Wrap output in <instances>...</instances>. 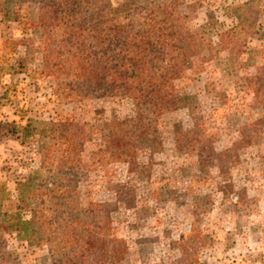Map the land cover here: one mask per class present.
<instances>
[{
    "label": "rangeland",
    "instance_id": "1",
    "mask_svg": "<svg viewBox=\"0 0 264 264\" xmlns=\"http://www.w3.org/2000/svg\"><path fill=\"white\" fill-rule=\"evenodd\" d=\"M100 1L132 11L131 0ZM197 1L177 9L173 33L198 31L215 58L176 82L195 103L158 120L144 108L148 132L139 136L138 126L129 134L113 125L136 116L135 102L88 96L74 74L48 64L56 42L44 45L42 0H0V264H79L82 254V264H264V108L245 92L264 66V0L186 3ZM134 25L146 26L137 11ZM238 26L230 49L217 48ZM75 91L84 97L65 98ZM62 119L86 133L73 136L75 161L64 167L43 153L62 155L50 128ZM123 132L128 139L111 148ZM56 204L57 214L42 211L57 218L52 241L37 246L17 224Z\"/></svg>",
    "mask_w": 264,
    "mask_h": 264
},
{
    "label": "trees",
    "instance_id": "2",
    "mask_svg": "<svg viewBox=\"0 0 264 264\" xmlns=\"http://www.w3.org/2000/svg\"><path fill=\"white\" fill-rule=\"evenodd\" d=\"M154 1L131 0L132 11L128 13H121L118 8L108 10L100 0H42L43 4L39 9L40 26L45 31L44 45L56 42L55 54L48 56V59H53L52 63L48 64H54L57 73L64 71L62 74H74L78 82H84V94L88 93V96L95 99L123 96L135 102L138 107L136 116L113 125L120 126L121 131L125 125V131L129 134H132L130 130L134 126H138L139 136L148 132L144 108H149L147 111L158 120L168 112L195 103L196 98L178 91L176 82L182 79L186 71L195 70L199 60L202 66L215 58L211 53L214 47L212 44L208 45L211 50L203 47V35L198 31L185 29L180 34L173 33L177 9L187 5L193 10L199 1L193 4H187V0ZM136 11L144 15V29L139 30L134 25ZM242 31V26H238L231 32L222 33L217 48L230 49L226 38L232 42L234 36ZM90 38L93 41L90 42ZM204 50L207 51L206 55L203 54ZM245 83V92L248 95L252 92L251 107L264 108V66L256 69L253 76L247 77ZM80 92L67 93L65 98L73 100L84 97ZM192 108H197L196 104H192ZM59 124L61 125L53 123L50 128L58 129L62 140L55 145L64 146L65 149L58 160L49 157L53 150L46 147L43 152L46 155L44 162H49V159L52 162L59 161L60 166L64 167L75 161L72 157L73 147L76 145L72 142L73 136H84L86 133L81 129L79 131L72 122L69 124L62 119ZM66 124L68 127H65ZM41 132L45 135L46 130ZM120 135L123 136L122 139L118 136L112 138V143L109 144L111 148L113 145L121 146L118 143L128 139L125 132ZM242 138L245 139L244 136ZM131 153L132 150H128L115 154V157H131ZM47 195L57 197L58 194L51 189ZM61 198L58 196L57 200ZM58 207V204L50 208L37 206L31 221L20 220L17 225L23 231L32 229L35 245H48L52 238L47 231L57 218L50 221L42 211L53 210L57 214ZM67 213L66 217H70L72 224H76L73 215L77 214H70L68 210ZM9 227H14V224ZM70 231L73 232L74 229ZM90 235L91 233L89 239L92 242ZM92 235L95 236L94 233ZM65 242L69 243L67 239ZM87 243L88 247L91 246L89 240ZM82 257L83 254L78 258L79 264H82Z\"/></svg>",
    "mask_w": 264,
    "mask_h": 264
}]
</instances>
